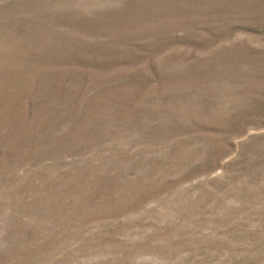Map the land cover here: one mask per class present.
<instances>
[{"label": "rangeland", "instance_id": "1", "mask_svg": "<svg viewBox=\"0 0 264 264\" xmlns=\"http://www.w3.org/2000/svg\"><path fill=\"white\" fill-rule=\"evenodd\" d=\"M0 264H264V0H0Z\"/></svg>", "mask_w": 264, "mask_h": 264}]
</instances>
